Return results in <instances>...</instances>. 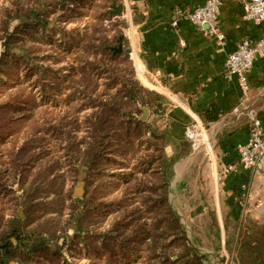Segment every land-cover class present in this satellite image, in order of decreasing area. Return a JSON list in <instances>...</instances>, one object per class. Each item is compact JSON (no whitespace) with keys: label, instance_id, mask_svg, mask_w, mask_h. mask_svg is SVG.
Here are the masks:
<instances>
[{"label":"rangeland","instance_id":"1","mask_svg":"<svg viewBox=\"0 0 264 264\" xmlns=\"http://www.w3.org/2000/svg\"><path fill=\"white\" fill-rule=\"evenodd\" d=\"M42 3L47 7V23L11 22L9 32L17 34L14 55L10 52L13 56L6 53L4 41H0V129L12 131L8 138L2 136L4 129L0 132V240L18 246L12 235L17 226L26 237L46 241L50 248L34 252L30 259L24 255L22 264H108L111 256L105 247H133L136 243L128 246L126 241L134 238L135 231L139 241L142 231L136 227L146 224L152 231L154 228L153 214L139 209L146 211L144 200L158 197V191L151 188L156 177L153 172H143L146 156L157 152L150 143L147 150L144 127H135L125 114L132 105L125 99L128 89H133L130 81L137 82L142 90L146 88L127 54L114 58L99 48L106 36L118 52L120 42L127 39L125 19L98 20L102 14L99 7L107 9L108 15L112 1L93 0L82 6L79 0L64 7L62 0H18L19 14L32 15ZM0 9L3 15L14 6L11 0H2ZM1 31L0 27L3 39ZM99 64L104 65L103 72ZM6 79L11 83L5 85ZM121 80L126 86L119 85ZM81 87H86L85 93ZM141 95L146 96V92ZM11 97L19 98L20 103L9 105ZM104 101L112 103L118 112L100 109L98 105ZM92 133H97L99 143L110 145L101 163L87 174L82 166L95 145ZM104 135L107 137L102 140ZM188 144L184 147L186 154L193 150ZM200 154L204 166L209 164L204 153ZM205 177L207 183L206 173ZM81 184L85 194L77 197L75 190ZM179 199L170 195L190 242L202 252L215 254L219 263H225L221 261L228 257L247 264L249 250L246 248L241 256L242 243L260 239L264 219L223 220V237L214 214L192 220L188 215L194 205ZM86 207L90 214L81 217ZM132 214L139 216L129 220L134 224L128 219L122 223H131L132 227L119 228L120 222ZM9 264L19 263L12 260Z\"/></svg>","mask_w":264,"mask_h":264},{"label":"crops","instance_id":"2","mask_svg":"<svg viewBox=\"0 0 264 264\" xmlns=\"http://www.w3.org/2000/svg\"><path fill=\"white\" fill-rule=\"evenodd\" d=\"M205 2L120 0L118 4L124 11L117 18L128 23L126 36L137 75L143 79L144 88L159 95V103L164 108L160 117L151 113L148 121L154 122L158 132L167 133L171 141L167 155L174 156L178 153L177 147L187 143L186 127L191 123H203L208 131L215 162L204 166L202 155L191 150L175 163L171 195L178 202L182 197L183 203L194 205L188 215L192 220L214 214L225 237L223 220L255 218L244 214L243 202L245 186L258 181L240 166L236 147L250 138L249 110L257 111L264 128V58H258L248 73L251 86L248 98L236 78L226 79L224 65L227 56L242 41L264 36V25L245 21L240 3L225 0L219 17L224 44L204 37L188 21L173 27L176 10L191 12ZM231 166L235 171L226 173ZM205 173L207 183H204ZM225 251L223 248L222 253ZM203 254L206 264L230 262L226 257L221 261L225 263H219L216 255L206 250Z\"/></svg>","mask_w":264,"mask_h":264},{"label":"trees","instance_id":"3","mask_svg":"<svg viewBox=\"0 0 264 264\" xmlns=\"http://www.w3.org/2000/svg\"><path fill=\"white\" fill-rule=\"evenodd\" d=\"M0 0V4H1ZM79 0H62V4L64 7L75 5L78 3ZM93 1V0H92ZM91 0H81V5L84 4H91ZM104 1V0H103ZM112 1V4L114 1L117 2L120 0H110ZM14 9L6 10L4 14L2 15L1 9H0V27L2 29V36L3 39L0 38V41H4V49L6 53L9 51L13 54L14 52V43L15 37L17 36L16 32L11 33L10 31V24L12 21H39V22H48L47 20V11L46 6L44 3H42V7H36L34 9V13L32 15H20L19 14V6H18V0H11ZM42 2V1H41ZM88 2V3H87ZM106 2L109 3V0H106ZM29 1L26 3L27 8H29ZM99 5H95V7H98ZM112 5H110L111 8ZM40 8V9H38ZM100 10H102V14L98 18V20L102 21H111L110 18H117L113 17L110 14L107 15V9L104 7H99ZM119 19V18H117ZM3 22V24H1ZM25 22V23H26ZM125 26H128V23L125 21ZM119 43V39H116ZM121 46L122 51L121 52H115L114 48L111 47L110 39L108 37H103L101 40V43L99 45L100 50L103 53L109 54L112 57H121L125 54H127L130 57V50H129V41L128 39L122 40ZM5 53V55H6ZM8 55H11V53ZM86 53V52H85ZM27 55L30 56L29 52H26ZM131 58V57H130ZM132 60V59H131ZM1 65V62H0ZM104 65H98L100 68V71H104ZM2 73H0L1 75ZM5 77V76H4ZM7 80V79H6ZM0 82L3 83V79L0 80ZM131 86L133 89H128L127 94L125 95L126 100L132 101V105L129 107L127 105V108L129 111L125 112L126 115L130 117V123L134 124L135 127H144L145 134L148 136L147 139V150H149L150 146L148 147V143L154 144V149L156 150V154L150 155L147 157L146 160V169L143 171L144 174H147L149 172H153V177H156L157 181L155 183H152V192L154 190L158 191V197L156 199H149L144 200L143 206L145 207L144 211L143 209H139L142 213L147 212V214H153L154 218V225H153V231L149 227H147L146 224L138 226L139 230H141L140 239L137 242V234L138 232H134V238L132 240L127 239L126 243L129 244L128 246L133 247H105L107 253L110 254L111 258L108 262V264H206L205 261V255L201 251L200 247H197L195 243L190 242L187 232L184 229L182 223H181V216L176 212L174 206L171 203L170 195H171V181L175 175L174 166L175 163L181 159L183 156L186 155V151L184 150V147L189 145L188 142L180 145V147H177L178 153L175 154L172 157H169L167 155V147L170 146L171 141L167 135V133L163 132L160 133L156 130L154 126V122L148 121L143 122L140 117L143 114V111L140 109V107L147 108L149 107L151 109V113L153 115H157L160 117L164 113V108L159 103V95L155 92L149 91V90H142L137 82H134L133 80L130 81ZM11 82L9 80L4 81V84H10ZM118 84V83H117ZM116 84V85H117ZM125 85L123 80H121L120 84L122 86ZM130 86V87H131ZM140 88V89H139ZM82 92H86V87H81ZM146 92L145 95H141V93ZM125 92V91H124ZM12 98V97H11ZM9 99L10 104L9 105H17L20 103L18 101L19 98H12ZM98 103V101H97ZM6 106V105H5ZM100 109H107L108 110H116L115 106H112V103L109 101H104L100 105ZM111 106V108L109 107ZM107 124V121H105ZM104 124L100 126L94 125V129L96 127L97 129H102ZM4 129L5 131H8L7 128H1V130ZM3 132L2 136H6L7 138L10 136L9 134L12 133V131H8L9 133L6 134V132ZM97 133H92L91 135L94 137L95 145L93 148L89 150L87 155L89 156V160L87 163L83 164V168L85 167L87 169V174L94 171L93 167L97 164L101 163V159L105 157L106 147H108L110 144H107L106 146L102 142H98L97 140ZM1 135V134H0ZM107 135H104L101 137L102 140H105ZM155 141V142H153ZM153 142V143H152ZM156 143V144H155ZM191 146V145H190ZM154 161H157V163L154 165ZM132 175H135V172L132 173ZM123 180L125 182H128L126 179V176H122ZM90 210H88V207L84 208L81 212V217H84L89 213ZM138 211V212H139ZM137 212V213H138ZM128 215L130 218H125L123 221L120 222L121 225H119L121 229L123 230H129L132 225L129 223L128 225L124 226V222L126 220H132L139 217L137 215ZM134 224L133 221H129ZM123 223V224H122ZM264 232V231H262ZM12 235H14L18 240V246H14L10 241L8 240H0V264H9V261L15 260L18 261L19 264H22V260L24 255L27 254V258L30 259L31 255L34 252H37L39 250H46V241L45 240H33L32 237H26L24 231L21 230V228L15 226L12 229ZM262 236V237H261ZM115 241L117 238L114 239ZM243 254L241 256L245 255V250H249L248 257L249 261L247 264H264V233L260 235V239L253 241H245L242 243ZM140 246V247H137ZM248 252V251H247ZM125 259H120V258ZM130 257H134L133 261H131ZM176 258L175 260L173 258ZM26 259V258H25ZM126 259H130V261H126ZM161 260V262H154V260ZM246 264V263H244Z\"/></svg>","mask_w":264,"mask_h":264},{"label":"built area","instance_id":"4","mask_svg":"<svg viewBox=\"0 0 264 264\" xmlns=\"http://www.w3.org/2000/svg\"><path fill=\"white\" fill-rule=\"evenodd\" d=\"M225 0H206L191 12L182 9L175 11L173 27L178 28L181 21L190 22L206 38L216 39L224 44V35L220 30L219 17ZM243 9V19L255 25H264V0H237ZM184 45V44H183ZM258 58H264V36L257 39H245L235 52L230 53L225 61L224 75L227 80H238L246 98L251 94L248 73L253 69ZM250 138L236 147L240 166L249 171L258 182L245 186L243 202L245 215L264 219V128L257 111L249 110ZM186 140L195 152L204 153L209 163L213 164L214 146L203 123L193 122L186 127ZM233 166L225 170L234 172ZM257 183V184H256ZM222 258V257H221ZM229 264H238L230 261Z\"/></svg>","mask_w":264,"mask_h":264},{"label":"water","instance_id":"5","mask_svg":"<svg viewBox=\"0 0 264 264\" xmlns=\"http://www.w3.org/2000/svg\"><path fill=\"white\" fill-rule=\"evenodd\" d=\"M111 11H109V14L113 15V16H121L123 14L124 11V7L122 5L117 4L116 1L113 2L112 6H111ZM118 52L122 51V46H120V48L118 50H116ZM143 116L141 117V120L143 122H147L150 114H151V109L149 107L144 108L143 109ZM85 194V190H84V184L79 185L76 190H75V195L77 197H82Z\"/></svg>","mask_w":264,"mask_h":264}]
</instances>
